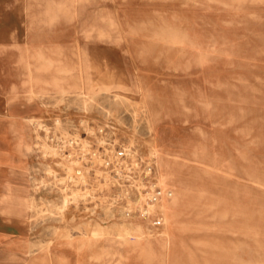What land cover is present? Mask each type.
I'll return each instance as SVG.
<instances>
[{"label":"rangeland","instance_id":"rangeland-1","mask_svg":"<svg viewBox=\"0 0 264 264\" xmlns=\"http://www.w3.org/2000/svg\"><path fill=\"white\" fill-rule=\"evenodd\" d=\"M30 1L33 13L57 20L26 25L63 40L70 57L64 85L55 79L51 89L27 92L41 108L26 118L32 141H22L24 223L29 254L42 255L36 264H264V0ZM28 40L0 38V109L2 74L13 77ZM64 113L139 138L163 187L171 167L177 188L163 201L164 227L148 229L106 196L70 199L55 185L35 144L39 123ZM137 225L129 238L118 233ZM82 240L89 256L75 250Z\"/></svg>","mask_w":264,"mask_h":264},{"label":"built area","instance_id":"built-area-1","mask_svg":"<svg viewBox=\"0 0 264 264\" xmlns=\"http://www.w3.org/2000/svg\"><path fill=\"white\" fill-rule=\"evenodd\" d=\"M38 127L36 152L68 198L92 202L103 195L148 229L164 226L163 201L173 192L159 182L155 155L143 141L109 121L85 115L64 113Z\"/></svg>","mask_w":264,"mask_h":264},{"label":"crops","instance_id":"crops-1","mask_svg":"<svg viewBox=\"0 0 264 264\" xmlns=\"http://www.w3.org/2000/svg\"><path fill=\"white\" fill-rule=\"evenodd\" d=\"M34 9L36 4L30 0H0V38H29L20 62L10 68L14 71L13 77L2 74L5 103L0 109V264H36L37 258L42 257L29 254V238L24 223L26 211L22 205L26 195L24 170L29 166V151L25 150L22 141L25 134L31 141L33 139L26 118L36 117L41 112L38 99L33 95L29 98L27 92H37L45 86L51 89L55 79L64 85V58H70L67 57L68 46L63 40L53 42L51 35L47 40L48 34L42 29L26 25L57 20L52 13L36 14L32 12ZM46 59L54 61L48 65ZM33 81L37 86L34 90ZM10 198L14 199L17 207L7 206L11 203ZM178 198L174 204L176 210L180 205ZM176 225L174 219L167 225L172 231L168 249L174 243ZM88 245V241L82 240L76 243L75 250L78 254L86 252L89 256L91 250L87 249ZM43 256L46 257V254Z\"/></svg>","mask_w":264,"mask_h":264},{"label":"bare ground","instance_id":"bare-ground-1","mask_svg":"<svg viewBox=\"0 0 264 264\" xmlns=\"http://www.w3.org/2000/svg\"><path fill=\"white\" fill-rule=\"evenodd\" d=\"M53 61L54 60L51 61L50 59H46V62L48 63V65L51 62H53ZM162 173H163V171H162ZM163 174H164V179H165L164 181H166V187L170 188L172 190V192L174 193V191L176 190L177 186L175 185L176 184L175 183V180L171 177V167H169V168L168 167H165ZM173 200H174V195L172 194V196L170 198H168V201L171 202ZM66 202H67V197H64V205L66 204ZM173 204H175V203H173ZM140 229L141 228H140L139 225L135 226L134 228H128L127 226L126 227L122 226L120 228V231L121 232H118V233L122 237L129 238L130 236H133L134 235V232L140 231ZM113 255H115L118 260H122L123 251L121 249H119V248H116L115 249V253Z\"/></svg>","mask_w":264,"mask_h":264}]
</instances>
